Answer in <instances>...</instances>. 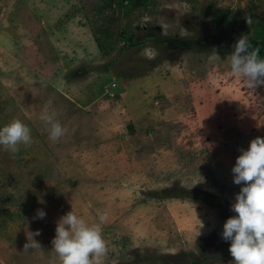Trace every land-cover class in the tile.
Masks as SVG:
<instances>
[{"label":"rangeland","instance_id":"obj_1","mask_svg":"<svg viewBox=\"0 0 264 264\" xmlns=\"http://www.w3.org/2000/svg\"><path fill=\"white\" fill-rule=\"evenodd\" d=\"M241 35L264 36V0H0V127L18 119L32 136L0 146V264H59L51 240L69 211L89 225L106 214L103 264H232L231 169L264 137V86L227 60ZM45 109L67 129L59 142ZM36 230L41 249L25 251Z\"/></svg>","mask_w":264,"mask_h":264},{"label":"clouds","instance_id":"obj_2","mask_svg":"<svg viewBox=\"0 0 264 264\" xmlns=\"http://www.w3.org/2000/svg\"><path fill=\"white\" fill-rule=\"evenodd\" d=\"M219 59L221 56L216 50L209 56L210 61ZM227 60L231 74L249 89L264 86V59L260 58L259 48L251 46L247 35L235 41ZM40 120L50 141L59 142L66 135L67 129L47 109L41 113ZM31 143V129L22 121L16 119L0 127V146L6 151L15 154L19 145ZM240 153L231 169L233 183L241 185L230 206L236 215L224 222L221 236L231 242L232 264H264V137L252 139ZM45 216V211L38 209L34 219ZM98 220L99 223L89 225L73 211L60 217L51 240V251L57 255L59 264H103L108 248L101 225L107 220L106 214H99ZM39 235L40 230L26 233L25 251L41 249V244L34 239Z\"/></svg>","mask_w":264,"mask_h":264},{"label":"trees","instance_id":"obj_3","mask_svg":"<svg viewBox=\"0 0 264 264\" xmlns=\"http://www.w3.org/2000/svg\"><path fill=\"white\" fill-rule=\"evenodd\" d=\"M122 1H124V0H120V2H122ZM219 20H222V19L219 18ZM147 35L150 36L149 38H155L156 37L155 33H151V34H147ZM129 41H130L129 47H132V46L137 45L138 43L142 42V41L133 42L132 38L129 39ZM160 42L166 43V40L165 39L164 40H160ZM176 43L180 44L183 47H188L190 45L196 44L197 41H189L188 42V41H184V40H177ZM250 44H251V46L253 48H259V50H260V58L264 59V36L251 40ZM170 193H167L165 195L166 196H171L173 194V192H172V194H170ZM188 193L192 194L193 191H189ZM201 199L208 200L209 202L213 201V202L218 203L219 205H221V208H222V211H223L222 213L225 214V208H224V205L222 204V202H218L216 200H213L212 198L203 197V196H201ZM223 217H224V215H223ZM229 217H231V216L225 214V218L228 219ZM221 251H224V248H222ZM219 254H221V252H218V253L214 254L213 256H210V257H206V258L204 257L201 260L194 259V260H192L191 264H199V263L203 262L205 259H207V258H215ZM167 260H168V258L165 255L161 256V255H157L156 253H148V254H141L140 256H138L134 264H167ZM178 264H186V263H181L180 262Z\"/></svg>","mask_w":264,"mask_h":264},{"label":"crops","instance_id":"obj_4","mask_svg":"<svg viewBox=\"0 0 264 264\" xmlns=\"http://www.w3.org/2000/svg\"><path fill=\"white\" fill-rule=\"evenodd\" d=\"M5 26H6V25H5ZM5 26L3 25V28H2V29H4ZM36 38H38V37H36ZM31 40H32V41H35L36 39H35V38H34V39H32V38H28V39H27V41H31Z\"/></svg>","mask_w":264,"mask_h":264}]
</instances>
